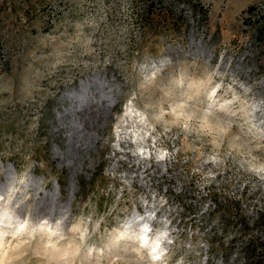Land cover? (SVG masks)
<instances>
[{
  "label": "rangeland",
  "instance_id": "obj_1",
  "mask_svg": "<svg viewBox=\"0 0 264 264\" xmlns=\"http://www.w3.org/2000/svg\"><path fill=\"white\" fill-rule=\"evenodd\" d=\"M96 77L118 89L116 105L105 118L94 108L102 129L81 123L97 139H72L75 127L60 117L70 123L71 91ZM127 105L154 114L153 135L177 137L163 180L172 228L212 227L213 264H264V0H0V190L36 224L40 195L30 180L59 184L62 201L73 173L76 181L62 229L6 233L0 264H150L118 247L139 200L116 176L141 127ZM158 140L144 132L152 148ZM207 200L217 208L199 220ZM242 217L247 231L234 238ZM187 234L165 263H202L204 241L190 250Z\"/></svg>",
  "mask_w": 264,
  "mask_h": 264
},
{
  "label": "bare ground",
  "instance_id": "obj_2",
  "mask_svg": "<svg viewBox=\"0 0 264 264\" xmlns=\"http://www.w3.org/2000/svg\"><path fill=\"white\" fill-rule=\"evenodd\" d=\"M96 79L95 85L91 83L86 87L82 86L80 89L71 91V97L76 98L78 102L74 108L69 109L72 115L70 123L64 122L63 116L60 117L63 124L75 127L76 130L71 134L72 139L76 135L85 137L86 139L84 140L92 137L97 139L98 132L84 129L81 123L87 121L96 130L102 129L99 116L94 112V108L100 107L102 109V116L107 117L110 113V108L116 105L114 94L118 89L115 87L109 88V83L105 78L96 77ZM106 99H109V102ZM126 109L132 116L134 123L141 127L137 130L138 132L134 133V138L137 139L136 147L128 151L125 159L116 163V176L120 177L123 182L121 191L131 193L139 197V200L135 203L133 214L129 218V226L120 234L125 242L118 247L124 253L146 256L150 264H163L165 263L169 249L176 241L180 243L183 239L182 235L184 236V232H187L188 237L185 238L191 244L190 250L199 237L202 243L203 241L205 243L207 256L204 257L201 264H213L208 258L210 249L209 239H211L213 233L211 232L212 227L207 229L205 234L203 232L200 233L193 225L173 229L175 217H171V214L165 210L166 206L170 205L166 196H168L171 187L163 184V180L178 154L177 137L172 138V130L170 129H163L158 132V135H153L154 131L149 130L151 129L150 117L154 116V114H149L146 110L134 109V105H127ZM76 110H80L84 114L81 116L77 115ZM128 120L129 118L126 119V121ZM142 127H145L144 131ZM144 132L159 138V143L157 142L158 146L152 148L150 144L145 143L143 141ZM171 138L175 145V153L171 151L170 147H166V139L169 140ZM73 146L77 150L80 147L78 142L74 141ZM76 157L77 154L72 155V158H69V160L74 163L73 160ZM5 171L9 180L13 173L12 164H8ZM30 182L35 185L36 194L40 195L35 207L37 216L39 217L36 224H32L30 218L25 216L21 200L14 201L11 195L6 196L5 192L0 190V250H2L4 255L7 254L8 247L7 239L5 238L6 233L22 235L31 233L32 231L41 233L49 230V234L53 235L58 229H62V226L65 225L70 217L76 189L74 173L70 178L68 187L69 198L66 201L60 199L63 192L59 184L55 185L52 189H42L38 179H31ZM1 188L2 186L0 185ZM205 202L203 208L195 213V216L199 220H207V215H210L217 208L215 201L207 200ZM181 220L179 219V222ZM246 225L247 218L242 217L241 221L233 226L235 228L234 238L241 236L244 231H247ZM57 237H60V235ZM186 239L184 240L185 242ZM98 251L103 250L99 249ZM112 256L113 258H117L119 254L115 253ZM181 259L188 260V257L183 255ZM215 264H225L224 258Z\"/></svg>",
  "mask_w": 264,
  "mask_h": 264
}]
</instances>
